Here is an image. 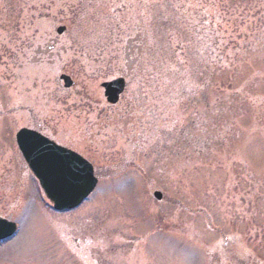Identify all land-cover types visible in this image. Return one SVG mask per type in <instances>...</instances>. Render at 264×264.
Listing matches in <instances>:
<instances>
[{"label":"rangeland","instance_id":"1","mask_svg":"<svg viewBox=\"0 0 264 264\" xmlns=\"http://www.w3.org/2000/svg\"><path fill=\"white\" fill-rule=\"evenodd\" d=\"M211 1L0 0V216L19 227L0 264H264V0ZM165 6L248 12L252 45L229 70L191 66ZM125 73L142 92L130 116L101 86ZM22 127L94 164L78 208L52 209L17 147Z\"/></svg>","mask_w":264,"mask_h":264},{"label":"water","instance_id":"2","mask_svg":"<svg viewBox=\"0 0 264 264\" xmlns=\"http://www.w3.org/2000/svg\"><path fill=\"white\" fill-rule=\"evenodd\" d=\"M64 26L58 28L62 32ZM65 86L72 85L68 75H61ZM125 79L118 77L102 83L110 103H116L125 88ZM18 146L33 174L38 178L47 197L56 210L78 207L97 185L94 168L81 155L57 145L40 133L22 128L16 135ZM157 199L162 198L155 191ZM17 231V224L0 217V241L9 238Z\"/></svg>","mask_w":264,"mask_h":264},{"label":"trees","instance_id":"3","mask_svg":"<svg viewBox=\"0 0 264 264\" xmlns=\"http://www.w3.org/2000/svg\"><path fill=\"white\" fill-rule=\"evenodd\" d=\"M207 3L205 1L206 5L204 7L210 6V2ZM218 3H220L219 0L217 4ZM204 7L198 9L196 6H192L189 9L187 6H183L170 9L171 7L165 6L161 8L159 12V17L161 19L160 23L163 22V24H166L168 20L176 19L174 23L181 26L178 28L180 31L175 32L177 33L175 38H171L176 41L178 46L177 50L188 53V49H190L191 56H189L190 59L188 57V60H186L187 64L191 66L196 65L197 60L195 59L198 57V61L202 58L205 59V63L209 67L215 62L216 66L220 69L229 70L236 64L237 56L250 49L252 45V41L250 40V23L248 21L249 13L247 12L246 16L243 12L238 15L233 11L222 8L219 16L216 18L215 12L211 13L210 11H205ZM221 7L222 6H220V8ZM183 8L186 9L188 13H186V11L184 12ZM185 13L191 18L186 19ZM178 17H184L183 19H185V23L187 24L180 25L182 22H180L181 20L179 21L180 18ZM198 21L204 22L199 24ZM209 23L218 28L217 36H212ZM195 33L198 35L195 38L197 44L192 45L194 48L191 49L188 45V39L189 36L193 39ZM202 33L203 37L201 36Z\"/></svg>","mask_w":264,"mask_h":264},{"label":"flooded vegetation","instance_id":"4","mask_svg":"<svg viewBox=\"0 0 264 264\" xmlns=\"http://www.w3.org/2000/svg\"><path fill=\"white\" fill-rule=\"evenodd\" d=\"M52 47H54L53 45H51ZM56 46V45H55ZM131 50V51H130ZM137 50H139V49H136V48H133V49H129V51H128V58L126 59L127 61H130V64H131V67L129 68V72H127V64H125L124 65V71L125 72H127V73H129V75H133L135 72H136V69L138 68V66L140 65V62H141V60H142V54H141V51H139V53H140V55L139 56H135L134 55V52H136ZM132 60H134V64H133V61ZM134 67H133V66ZM133 72V73H132ZM61 74H67V75H69L70 77H71V79H72V86L74 85V79H73V77L71 76V74H69V73H67V72H63V73H61ZM61 74L59 75V79L62 81V79L60 78V76H61ZM126 74V73H125ZM125 74H121V75H119L118 77H124L125 79H126V87H125V90H124V92L120 95V99H119V101L117 102V104H119V105H122V107H124L125 109L127 108V113H128V115L130 116L131 115V113L134 111V110H136V107H135V105L137 104V102H139L140 100H141V98H142V92L141 91H139V90H135V91H133V92H127V85H128V80H127V74L125 75ZM62 83H63V86H64V82L62 81ZM71 86V87H72ZM141 90V89H140ZM129 93H130V95H129ZM117 104H113V105H117ZM129 109V110H128ZM28 129H32V130H35V131H37L38 133H41V134H43V135H45V136H47L48 138H50L51 140H53L54 142H56V143H58V144H61V143H59L58 141H56V139L55 138H52L51 136H49V135H47V134H45V133H43L42 131H40L39 129H36V128H34V127H27ZM61 145H63V144H61ZM63 146H65V145H63ZM65 147H67V148H69V149H71V150H74V151H77V150H75V149H73V148H71V147H68V146H65ZM2 243V242H1Z\"/></svg>","mask_w":264,"mask_h":264}]
</instances>
